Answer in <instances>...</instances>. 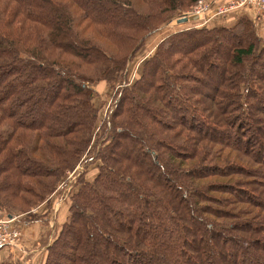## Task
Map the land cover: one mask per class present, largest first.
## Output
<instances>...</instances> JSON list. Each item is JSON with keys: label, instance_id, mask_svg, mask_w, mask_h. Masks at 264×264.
<instances>
[{"label": "trees", "instance_id": "trees-1", "mask_svg": "<svg viewBox=\"0 0 264 264\" xmlns=\"http://www.w3.org/2000/svg\"><path fill=\"white\" fill-rule=\"evenodd\" d=\"M197 2L0 0V214L34 217L69 189L44 264H264L255 11L169 32L129 80Z\"/></svg>", "mask_w": 264, "mask_h": 264}, {"label": "crops", "instance_id": "crops-1", "mask_svg": "<svg viewBox=\"0 0 264 264\" xmlns=\"http://www.w3.org/2000/svg\"><path fill=\"white\" fill-rule=\"evenodd\" d=\"M212 1L209 8L204 13L200 24L210 23L211 26H231L235 23L240 16L246 13L245 8L235 9L228 14L222 16L220 19H216L217 5L222 0H210ZM196 21V20H195ZM261 24H264V20H260ZM176 22V21H174ZM178 26L180 23H176ZM167 26V25H166ZM169 27V26H168ZM166 28V27H165ZM164 28V29H165ZM161 30L159 33L165 31ZM158 33V34H159ZM162 38V37H160ZM160 38L157 40L159 41ZM146 39V48L150 44ZM145 51V50H144ZM99 86H96V89ZM67 181H69L67 179ZM61 184L58 186L60 188ZM57 192V191H56ZM56 192L50 196L51 203L46 205L42 203L30 211L31 215H18L14 219L17 222L21 231V240L16 246H2L0 247V264H44L46 261L47 249L56 238L57 232L67 217V194H63V198L58 200V194ZM29 216V217H28Z\"/></svg>", "mask_w": 264, "mask_h": 264}, {"label": "built area", "instance_id": "built-area-1", "mask_svg": "<svg viewBox=\"0 0 264 264\" xmlns=\"http://www.w3.org/2000/svg\"><path fill=\"white\" fill-rule=\"evenodd\" d=\"M209 0H198L197 4L190 11L184 15L202 14L209 8ZM251 8L255 11L256 16L260 20H264V0H222L221 5L217 8L218 15L226 14L230 11L239 8ZM75 177H68L69 182L74 180ZM69 191V189L67 190ZM13 218L0 217V247L2 246H16L21 240V231L17 225L13 224Z\"/></svg>", "mask_w": 264, "mask_h": 264}, {"label": "rangeland", "instance_id": "rangeland-1", "mask_svg": "<svg viewBox=\"0 0 264 264\" xmlns=\"http://www.w3.org/2000/svg\"><path fill=\"white\" fill-rule=\"evenodd\" d=\"M208 2H209V0H207ZM212 3H209V6L211 5ZM220 5H221V3L220 4H218L217 5V8H219L220 7ZM214 5H212L210 8H212ZM209 8V9H210ZM231 12V11H230ZM215 13H217V11H215ZM205 13H202V14H200L199 15V19L201 20L202 19V17H203V15H204ZM224 15H226V14H224ZM223 14H221V15H217L216 16V19H220L222 16H224ZM181 17V16H180ZM258 18V17H257ZM198 19V20H199ZM259 19V18H258ZM260 20V19H259ZM174 21H176V18H173V19H171L167 24H165V26H164V30L165 31H163V32H161V33H157V34H155V35H153V36H151V39L148 41L150 44H148L147 46L149 47V48H152L153 47V45H155L158 41V39L160 38V37H163V36H165L166 34H168L169 32H173V31H175V30H179V29H182V28H187V27H196V28H201L202 26H205V27H209V26H211V24L210 23H206V24H208V25H205V24H200V22L201 21H195V22H188V24H185V25H177L176 24V22H174ZM167 25V26H166ZM169 26V27H168ZM263 28V27H262ZM262 33L260 34L261 35V37H263L264 38V30H262L261 31ZM161 39V38H160ZM146 49L148 50V48H146L145 47V49L143 48V51H141V53H138L136 56H135V59L133 60V65H132V67H131V69H130V71H129V80H131L132 78H134L135 76H136V74L138 73V70H139V60L142 58L143 59V57L145 56V53L144 52H146ZM145 50V51H144ZM99 86V85H98ZM97 93H96V98L94 99V101H95V104H96V106L97 107H99V106H101V110H100V112L102 113V115L105 113V110L107 109V107H108V105H109V103H110V89H108L107 88V85H103V83H101V85H100V87H98L97 89ZM83 160H84V157H83ZM84 164H79L78 165V167L77 168H75L74 170H72L71 172H68L67 173V177H70V175H71V177H75L76 178V176L79 174V172H81V171H83V169H84ZM91 168H94V167H90V168H88L89 170H87L86 172H87V174H86V177H88L89 175H91L92 174V172H93V170L91 169ZM91 169V170H90ZM77 170V171H76ZM69 180V179H68ZM75 180V179H74ZM74 180H72L71 182H68V183H73V181ZM61 186H62V184H61ZM60 186V187H61ZM62 188V187H61ZM64 188V187H63ZM68 188V187H67ZM59 192H58V200L60 199V198H63V194H67V192L68 191H65V190H58ZM63 192H65V193H63ZM66 194L64 195V197H66ZM0 217H6V215H4V214H0Z\"/></svg>", "mask_w": 264, "mask_h": 264}, {"label": "water", "instance_id": "water-1", "mask_svg": "<svg viewBox=\"0 0 264 264\" xmlns=\"http://www.w3.org/2000/svg\"><path fill=\"white\" fill-rule=\"evenodd\" d=\"M199 19L198 14L182 15L176 18V23H184L188 21H195Z\"/></svg>", "mask_w": 264, "mask_h": 264}]
</instances>
